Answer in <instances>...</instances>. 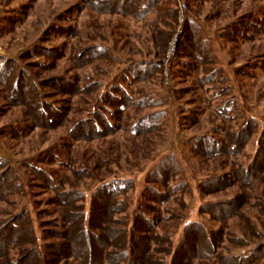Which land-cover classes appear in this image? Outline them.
Wrapping results in <instances>:
<instances>
[{"label": "rangeland", "instance_id": "1", "mask_svg": "<svg viewBox=\"0 0 264 264\" xmlns=\"http://www.w3.org/2000/svg\"><path fill=\"white\" fill-rule=\"evenodd\" d=\"M116 2L0 0L1 56L29 68L42 84L59 77L78 80L81 88L90 86L75 96L41 86L46 100L64 106L67 113L62 126L45 129L35 128L25 107L15 106L10 92L0 85V160L13 168L19 185L15 194L0 202V219L28 209L39 239L44 223L59 220V208L52 203L56 192L42 181L39 170L61 191L80 192L87 215L99 185L113 179L133 180V187L121 198L129 203L128 213L134 214L149 204L143 196L148 173L169 160L173 172L169 186L177 192L167 203H154L156 211L147 212L162 221L160 233L171 236L176 245L189 223L201 222L210 231L222 226L201 213L203 204L226 201L242 192L252 195L251 204L257 200L254 198L264 201L260 179L248 189L234 185L215 194L199 189L209 177L230 174L235 166H248L258 152L264 131V0H185L184 10L181 0H161L157 9L143 17L127 16L123 2ZM249 18L261 22L259 32L251 33L252 39L236 42L225 38L228 28ZM189 26L200 33L189 31ZM200 39L217 60L213 69L221 70L214 82L203 81L202 67H190L197 65L190 55ZM35 47L57 49L64 57H26ZM98 47L106 49L104 58H97L98 52L90 59H79L84 51ZM145 62L147 67L158 65L159 69L145 75L147 69L142 66L140 78L138 70L126 73L129 66ZM116 84L134 103L121 109V119L107 115L116 129L90 141L74 140L73 127L97 112L104 104L100 100ZM226 104L230 109L224 115ZM157 112L162 119L154 123L158 124L155 130L136 137L134 124ZM249 122H254L255 131L239 156L211 158L192 151L191 141L196 136L223 140L226 132L238 131ZM242 213L245 218L232 217L223 224L226 234L249 238L247 217L262 234L250 232L248 240L257 244L264 239V216L252 205ZM229 239L227 236L222 243L224 254L249 252Z\"/></svg>", "mask_w": 264, "mask_h": 264}, {"label": "trees", "instance_id": "2", "mask_svg": "<svg viewBox=\"0 0 264 264\" xmlns=\"http://www.w3.org/2000/svg\"><path fill=\"white\" fill-rule=\"evenodd\" d=\"M159 1L161 0H117L116 3L123 2L127 16L143 17L157 9L156 5ZM195 1L204 3L228 0ZM104 2L102 1L103 5ZM99 3L97 2L96 5ZM116 9L117 7L114 10ZM260 23V20L255 21L250 18L243 20L242 23H236L232 28H228L224 36L236 42L250 40L254 37L251 33L259 32ZM192 29L200 33L196 27H190L189 31ZM105 53L104 47L93 48L84 51L79 59L83 60L84 57L90 59L89 57L97 54V58H104ZM27 54L26 57L29 59H35L40 55L53 57V54H57L58 59L64 57L62 51L59 52L57 49L37 47L28 50ZM190 57L197 63V65L193 63L191 69L202 67L205 73L203 81L216 80L221 70L213 69L217 60L205 43H202V39ZM87 63L89 62L85 64ZM142 66L147 69L145 75L150 70L159 69L158 65L153 66L154 68L147 67L145 62L129 66L126 73L132 75V72L138 70L140 75L137 78H140ZM16 71L18 74H15ZM0 85L10 92L15 106L25 107L29 120L35 128L45 129L62 126L66 121L67 113L64 106L58 107L46 100L41 86L57 89L60 93L71 96L78 95L81 90L85 93L90 89V86L81 88L78 80L69 81L59 77L42 84L35 79L29 68L1 55ZM104 96L100 100L104 104L98 106L97 112L93 111L91 117L73 127L71 135L74 140L90 141L113 132L116 128L107 115L111 114V117L121 119V109L133 103L119 84L112 86L111 91ZM229 106L226 104L224 115L229 112ZM109 107L117 112L110 110ZM160 119H162L160 112L150 113L141 117L132 130L136 137L146 135L155 130L158 124L154 126V123ZM255 127L254 122H249L238 131L226 132L223 140L208 135L196 136L191 141L192 151L211 158L237 157L242 153ZM263 172L264 131L260 137L258 152L248 166H235L230 174L209 177L199 185V189L205 194L219 193L234 185L248 189L257 179L264 183ZM38 174L42 177V181L49 184L56 192L52 203L59 208L57 212L60 213V218L41 226V239L38 238L28 209L10 215L7 219H0V264H264V239L257 244H252L248 240L251 233L262 237L250 218L245 219L249 238L245 234L243 237L226 234L223 225L232 217L245 218L242 211L247 205L257 207L264 216V201L254 198L257 200L251 204L252 195L243 192L229 200L201 206V213L209 214L211 218L222 224L218 230L210 231L201 222L189 223L176 245L171 236L160 233L162 221L157 217H150L147 211H156L154 203H167L172 194L177 192L175 188L169 186L173 175L169 160L161 161L148 173L147 188L143 196L149 204L140 206L131 215L128 213L129 203L121 197L133 187V180L113 179L99 185L92 194L90 211L87 215L83 204L85 197L80 192L61 191L46 172L39 170ZM17 178L9 163L0 160V202L17 192L19 187ZM227 236H230L229 240L240 248L249 249V252L224 254L221 251L222 243Z\"/></svg>", "mask_w": 264, "mask_h": 264}, {"label": "built area", "instance_id": "3", "mask_svg": "<svg viewBox=\"0 0 264 264\" xmlns=\"http://www.w3.org/2000/svg\"><path fill=\"white\" fill-rule=\"evenodd\" d=\"M181 6H182L183 10L186 9L187 5L185 3V0H181ZM182 21H183V19H182Z\"/></svg>", "mask_w": 264, "mask_h": 264}]
</instances>
